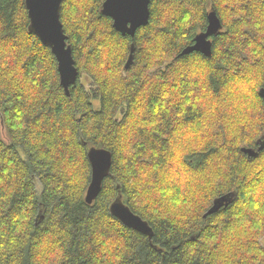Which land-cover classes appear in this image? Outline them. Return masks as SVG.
Wrapping results in <instances>:
<instances>
[{
	"label": "clouds",
	"instance_id": "9594fccd",
	"mask_svg": "<svg viewBox=\"0 0 264 264\" xmlns=\"http://www.w3.org/2000/svg\"><path fill=\"white\" fill-rule=\"evenodd\" d=\"M262 89L264 0H0V264H264Z\"/></svg>",
	"mask_w": 264,
	"mask_h": 264
},
{
	"label": "trees",
	"instance_id": "16d2710c",
	"mask_svg": "<svg viewBox=\"0 0 264 264\" xmlns=\"http://www.w3.org/2000/svg\"><path fill=\"white\" fill-rule=\"evenodd\" d=\"M178 247L179 240L172 243L167 241L161 243L153 239L147 248L137 253V256L140 258V264H173Z\"/></svg>",
	"mask_w": 264,
	"mask_h": 264
},
{
	"label": "water",
	"instance_id": "95a60500",
	"mask_svg": "<svg viewBox=\"0 0 264 264\" xmlns=\"http://www.w3.org/2000/svg\"><path fill=\"white\" fill-rule=\"evenodd\" d=\"M56 37H55V34L53 33V32H51V31H48L47 32V35H46V38H45V42L47 43V42H49L50 40H54ZM198 40H202V37H198L197 38ZM209 39H211V37L209 38ZM261 95L262 96H264V89H262L261 90ZM96 150L97 151H100V150H102L100 147H96ZM246 151H250V150H246ZM217 203H219V202H217ZM115 207V206H114Z\"/></svg>",
	"mask_w": 264,
	"mask_h": 264
}]
</instances>
